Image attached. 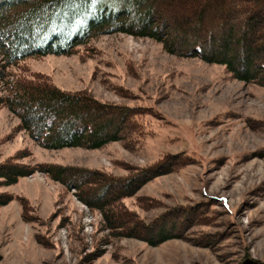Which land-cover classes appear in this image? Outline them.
<instances>
[{"label":"rangeland","instance_id":"rangeland-1","mask_svg":"<svg viewBox=\"0 0 264 264\" xmlns=\"http://www.w3.org/2000/svg\"><path fill=\"white\" fill-rule=\"evenodd\" d=\"M9 69L102 102L141 107L148 135L128 138L130 147L110 141L97 149H48L19 130L20 119L2 106L0 163L15 155L22 165L85 167L118 177L176 156V168L147 177L137 172L134 192L115 203L169 232L181 217L186 226L161 243L120 234L76 188L35 169L0 185L1 199L12 196L0 205V264H264L263 85L123 32ZM172 207L178 209L172 221L161 218Z\"/></svg>","mask_w":264,"mask_h":264},{"label":"trees","instance_id":"trees-1","mask_svg":"<svg viewBox=\"0 0 264 264\" xmlns=\"http://www.w3.org/2000/svg\"><path fill=\"white\" fill-rule=\"evenodd\" d=\"M114 32L151 38L168 53L223 65L233 77L264 86V0H0V108H8L20 119L17 128L48 149H97L110 141L130 147L128 138L141 141L148 135L141 107L102 102L85 90H61L46 76L30 78L9 69L28 57L70 54L89 38ZM165 156L116 177L85 167L22 165L14 155L0 163V185L37 169L101 209L107 228L161 243L182 235L183 218L170 219L177 208L160 215L172 221L169 232L167 225H148L115 200L134 190L140 170L147 177L176 168V156L169 161ZM3 195L0 205L12 198Z\"/></svg>","mask_w":264,"mask_h":264}]
</instances>
